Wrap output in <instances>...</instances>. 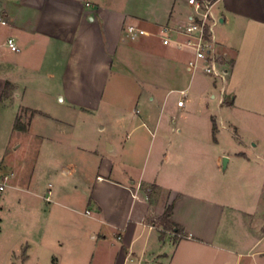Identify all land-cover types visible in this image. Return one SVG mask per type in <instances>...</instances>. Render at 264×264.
Instances as JSON below:
<instances>
[{
  "label": "crops",
  "instance_id": "obj_1",
  "mask_svg": "<svg viewBox=\"0 0 264 264\" xmlns=\"http://www.w3.org/2000/svg\"><path fill=\"white\" fill-rule=\"evenodd\" d=\"M140 2L0 0V264L264 256V0L215 3L225 82L191 70L186 37L163 33L188 23V0ZM129 87L159 114H129ZM169 207L180 235L160 225Z\"/></svg>",
  "mask_w": 264,
  "mask_h": 264
},
{
  "label": "built area",
  "instance_id": "obj_2",
  "mask_svg": "<svg viewBox=\"0 0 264 264\" xmlns=\"http://www.w3.org/2000/svg\"><path fill=\"white\" fill-rule=\"evenodd\" d=\"M217 0H188L189 6L193 8L188 23L185 26L173 28L166 26L163 29L165 35L173 32L186 37V46L193 49L195 52V60L189 63L192 70L201 69L206 75L214 76L215 78L225 82L227 72L221 66L218 57L212 52L213 30L219 23L218 18L214 14V6ZM5 25V22H2ZM125 34L135 39L139 36H146L144 30L136 29L133 26L125 28ZM8 46L11 51L16 52V47L13 40L8 41ZM202 62V66L199 64ZM216 68H219L218 70ZM179 107L184 106V101L178 102ZM9 177L3 175L0 177V195L6 190ZM151 190L150 188L147 191ZM264 236V232H263Z\"/></svg>",
  "mask_w": 264,
  "mask_h": 264
},
{
  "label": "rangeland",
  "instance_id": "obj_3",
  "mask_svg": "<svg viewBox=\"0 0 264 264\" xmlns=\"http://www.w3.org/2000/svg\"><path fill=\"white\" fill-rule=\"evenodd\" d=\"M140 3H142V0H141ZM126 91H127V93L129 92V96H128V98H127V100H126L124 105L130 110L129 114H134V113L136 114V110H138L140 112L139 114H159L160 111L158 109H154V106L152 104H150L149 102H147L146 99L140 100V102L138 104H136L133 101V96H134L133 95V92H134V88L133 87L127 88ZM9 93H10V90H9ZM9 93H8L7 96H9ZM174 96H177V95H174ZM132 111H134V113ZM193 111L194 112H192V114H203L202 111L197 110V109L193 110ZM21 114H23V115L20 118V120H21V123L24 124V123H27V122H26V120L23 121V118L29 117V115L32 114V113L22 112ZM50 115L53 116V114H50ZM13 117H14V114H12V117H10L9 114H8L7 127L4 128V130L2 132L3 134H2L1 137H3V138H5V137L12 138V136H11V122L13 121L12 120ZM42 123H43L42 120L35 119V121H33V129L36 130L39 133H44L43 132L44 131L43 130L44 129V125ZM74 123H75L74 126L76 127L77 130H79V132L82 129H85V125H84L83 122H81V120H75ZM76 133H78V132L76 131ZM97 133H99V135H103V133H101L100 130L97 131ZM14 136H13V139L15 138ZM92 175H95V172ZM150 192H151V190L148 191V193H150ZM254 236H256V237L259 236L258 235V231H255ZM259 246H260L259 249H264V238H263V241L259 244ZM240 264H264V256H257V259H253L251 257L244 258L243 261Z\"/></svg>",
  "mask_w": 264,
  "mask_h": 264
},
{
  "label": "trees",
  "instance_id": "obj_4",
  "mask_svg": "<svg viewBox=\"0 0 264 264\" xmlns=\"http://www.w3.org/2000/svg\"><path fill=\"white\" fill-rule=\"evenodd\" d=\"M9 90H10V84H7L6 88H5L4 97H8L7 95L9 93ZM14 129L17 130V131H21V132H26L27 131V126L25 124L21 123L20 117L16 119L15 125H14ZM216 132H217V128L214 125V127H213L214 140H216V138H215ZM171 216H172V207H169L166 210L165 214L160 218V225L165 230H170V231H173L176 235H180L182 230L178 226L172 224L169 221V218ZM163 236H164V234L162 233L161 239H163Z\"/></svg>",
  "mask_w": 264,
  "mask_h": 264
},
{
  "label": "water",
  "instance_id": "obj_5",
  "mask_svg": "<svg viewBox=\"0 0 264 264\" xmlns=\"http://www.w3.org/2000/svg\"><path fill=\"white\" fill-rule=\"evenodd\" d=\"M227 163H228V159L227 158H224V160H223V167H224V169L227 167Z\"/></svg>",
  "mask_w": 264,
  "mask_h": 264
}]
</instances>
